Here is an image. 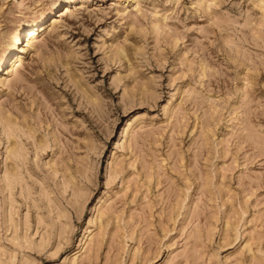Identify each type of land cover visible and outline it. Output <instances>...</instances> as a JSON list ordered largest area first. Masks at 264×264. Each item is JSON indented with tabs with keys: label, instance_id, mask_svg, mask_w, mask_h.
I'll use <instances>...</instances> for the list:
<instances>
[{
	"label": "rangeland",
	"instance_id": "obj_1",
	"mask_svg": "<svg viewBox=\"0 0 264 264\" xmlns=\"http://www.w3.org/2000/svg\"><path fill=\"white\" fill-rule=\"evenodd\" d=\"M31 28L0 264H264V0H0V45Z\"/></svg>",
	"mask_w": 264,
	"mask_h": 264
},
{
	"label": "bare ground",
	"instance_id": "obj_2",
	"mask_svg": "<svg viewBox=\"0 0 264 264\" xmlns=\"http://www.w3.org/2000/svg\"><path fill=\"white\" fill-rule=\"evenodd\" d=\"M73 4V3H72ZM69 5V4H68ZM68 5H65L63 8H61V10L59 11V12H57V13H59V15H58V18H60V17H66L67 15H71L72 14V11L73 10H71V8H70V6H68ZM50 15V14H49ZM44 16V15H43ZM50 17H51V15H50ZM47 19V18H46ZM45 19V20H46ZM53 19H55L54 17H53ZM39 21H37V23H38V27L39 26H41V25H43L44 24V19H38ZM42 20V21H41ZM50 21H53V22H55V20H50ZM48 22H49V20H48ZM47 22V23H48ZM36 23V22H35ZM47 23H45V25L47 24ZM41 28V27H40ZM23 30V29H22ZM38 31H39V29L38 28H36V29H34V28H31V29H29L28 31H26L25 32V34H24V37H26L25 38V40L24 41H26V43L29 45V44H31L32 42H34L37 38H38ZM22 32H19L15 37H14V41H15V39H16V37L17 36H19L20 34H21ZM13 41V42H14ZM21 49H23V48H21ZM19 51H22V50H19ZM21 59H22V52H18V54L13 58V60L10 62V66L5 70L6 72H5V74L6 75H8L9 73H11L18 65H20V63H21Z\"/></svg>",
	"mask_w": 264,
	"mask_h": 264
},
{
	"label": "snow or ice",
	"instance_id": "obj_3",
	"mask_svg": "<svg viewBox=\"0 0 264 264\" xmlns=\"http://www.w3.org/2000/svg\"><path fill=\"white\" fill-rule=\"evenodd\" d=\"M59 7H63L60 5ZM59 10V8L57 9ZM23 33L16 37L15 41L6 45H0V75L10 66V62L18 54L19 49L24 45Z\"/></svg>",
	"mask_w": 264,
	"mask_h": 264
}]
</instances>
